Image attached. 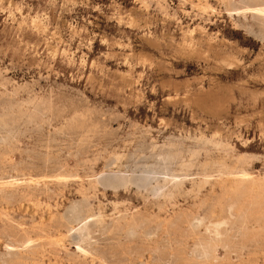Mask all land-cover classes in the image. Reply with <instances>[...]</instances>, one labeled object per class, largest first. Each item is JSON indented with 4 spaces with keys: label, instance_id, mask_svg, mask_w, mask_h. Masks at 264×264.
I'll return each mask as SVG.
<instances>
[{
    "label": "rangeland",
    "instance_id": "rangeland-1",
    "mask_svg": "<svg viewBox=\"0 0 264 264\" xmlns=\"http://www.w3.org/2000/svg\"><path fill=\"white\" fill-rule=\"evenodd\" d=\"M263 205L264 0H0V264H264Z\"/></svg>",
    "mask_w": 264,
    "mask_h": 264
},
{
    "label": "bare ground",
    "instance_id": "bare-ground-1",
    "mask_svg": "<svg viewBox=\"0 0 264 264\" xmlns=\"http://www.w3.org/2000/svg\"><path fill=\"white\" fill-rule=\"evenodd\" d=\"M260 3H261V1H260ZM260 3H259V4H260ZM257 12H258V11H257ZM259 12H260V11H259ZM234 13H235V12H234ZM262 14H263V12H262ZM234 15H235V14H234ZM260 15H261V14H260ZM257 17H258V16H257ZM260 18H261V17H260ZM4 131H5V130H4ZM18 134H19V133H18ZM218 138H219V137H218ZM222 138H223V137H222ZM225 140H226V139H225ZM210 144H211V143H210ZM215 145H216V144H215ZM217 146H218V144H217ZM222 146H223V145H222ZM220 149H222V148H220ZM225 149H226V147H225ZM227 151H228V149H227ZM232 152H233V151H232ZM227 154H228V153H227ZM242 154H243V153H242ZM222 155H223V154H222ZM245 155H246V154H245ZM225 156H226V155H225ZM225 156L223 155V158H224ZM239 156L242 157V155H238V157H239ZM217 158H218V157H217ZM220 158H221V157H220ZM235 158H236V157H235ZM212 160H213V159H212ZM212 160H211V161H212ZM216 160H218V159H216ZM223 160H224V159H223ZM234 160H235V159H234ZM219 161H220V159H219ZM221 161H222V160H221ZM236 161H237V159H236ZM223 163H225V162H223ZM223 163H222V164H223ZM222 164H221V165H222ZM10 165H11V164H10ZM237 165H238V164H237ZM217 166H218V165H217ZM225 166H226V165H225ZM225 166H224V167H225ZM222 167H223V166H222ZM220 168H221V167H220ZM227 168H228V167H227ZM244 168H245V167H244ZM231 169H232V168H231ZM231 169H230V170H231ZM233 169H235V168H233ZM239 169H241V168L239 167ZM239 169H238V171H239ZM242 169H243V168H242ZM242 169H241V170H242ZM14 170H15V169H14ZM67 170H68V169H67ZM208 170H209V169H208ZM227 171H228V170H227ZM243 171H244V170H243ZM207 172H208V171H207ZM216 172H217V171H216ZM231 172H232V170H231ZM231 172H227V173H231ZM236 172H237V171H236ZM66 173H67V172H66ZM66 173H62V174L67 175ZM208 173H209V172H208ZM213 173H215V172H213ZM217 173L219 174V171H218ZM26 174H27V173H26ZM69 174H70V173H69ZM74 174H75V173H74ZM77 174H78V173H77ZM215 174H216V173H215ZM220 174H221V173H220ZM72 175H73V174H72ZM239 175H240V174H239ZM243 175H244V174H243ZM243 175H242V176H243ZM69 176H71V175H69ZM95 176H96V175H95ZM207 176H208V175H207ZM230 176H233V175H230ZM230 176H229V177H230ZM234 176H235V175H234ZM236 176H237V175H236ZM247 176H248V175H247ZM250 176H252V175H250ZM252 177L254 178V176H252ZM223 178H224V177H223ZM237 178H238V177H237ZM257 178H258V177H257ZM204 179H206V178H204ZM204 179H203V180H204ZM232 179H233V177H232ZM239 179H240V178H239ZM244 179H245V178H244ZM260 179H261V178H260ZM116 180H117V179H116ZM120 180H121V179H120ZM170 180H171V179H170ZM203 180H202V181H203ZM206 180H207V179H206ZM206 180H205V181H206ZM228 180H229V179H228ZM59 181H61V180H59ZM64 181H66V180H64ZM90 181H91V180H90ZM98 181H99V180H98ZM114 181H115V180H114ZM171 181H172V180H171ZM220 181H221V179H220ZM222 181H223V180H222ZM28 182H29V181H28ZM224 182H228L227 179H226V181H224ZM229 182L231 183V180H230ZM249 182H250V180H249L246 184L249 185ZM251 182H253V181H251ZM251 182H250V184H251ZM84 183H85V181H84ZM203 183H205V182H203ZM230 183H229V184H230ZM253 183H254V182H253ZM257 183H258V182H257ZM261 183H262V182H261ZM21 184H22V183H21ZM79 184H80V183H79ZM179 184L181 185V183H179ZM179 184H178V185H179ZM182 184H183V183H182ZM235 184H237V183H235ZM241 184H242V183H240V185H241ZM8 185H9V184H8ZM13 185H14V184H13ZM15 185H17V184H15ZM87 185H89V184H87ZM230 186H231V185H229V187H230ZM246 186H247V185H246ZM16 187H17V186H16ZM86 187H87V186H86ZM237 187H238V186H237ZM79 189H80V188H79ZM88 189H89V188H88ZM233 189H234V191H235L234 186H233ZM236 189H237V188H236ZM15 190H16V189H15ZM80 190H82V189H80ZM239 190H240V189L238 188L237 192H239ZM18 191H19V190H18ZM96 191H97V190H96ZM232 191H233V190H232ZM89 193H90V192H89ZM233 193H234V192H233ZM235 193H236V192H235ZM15 195H16V193H15ZM81 195H82V194H81ZM92 195H93V194H92ZM235 195H237V193H236ZM89 200H90V199H89ZM86 201H87V200H86ZM221 201H222V200H221ZM72 205L74 206V204H72ZM84 205H85V203H84ZM240 206L242 207V206H244V205L242 204V205H240ZM246 206H247V205H246ZM263 206H264V205H263ZM75 207H76V206H75ZM78 207H79V206H78ZM78 207H77V209H78ZM73 208H74V207H73ZM79 209H80V207H79ZM81 209H82V208H81ZM235 209H236V208H235ZM72 210H73V209H72ZM82 210H83V209H82ZM259 210H260V209H259ZM83 211H84V210H83ZM72 212H74V210H73ZM81 212H82V211H81ZM253 212H254V211H253ZM258 212H259V211H258ZM75 213H76V212H75ZM75 213H74V214H75ZM77 213H80L79 210H78ZM77 213H76V215H74V216L72 215V216H73V217H76V216L78 217L79 214L77 215ZM123 213H125V212H123ZM257 214H258V213H257ZM257 214H255V215H257ZM63 215H64V214H63ZM80 215H81V214H80ZM255 215H254V216H255ZM258 215H259V214H258ZM80 217H81V216H80ZM260 217H261V216H260ZM64 218H65V217H64ZM261 218H262V217H261ZM74 219H75V218H74ZM78 219H79V218H78ZM87 219H88V218H87ZM59 220H60V219H59ZM68 220L70 221L69 218H68ZM250 220H251V219H250ZM76 221H77V220H76ZM251 221H252V220H251ZM256 221H257V220H256ZM222 222H223V221H222ZM237 222H238V221H237ZM257 222H258V221H257ZM257 222H256V223H257ZM62 223H63V222H62ZM244 223H245V221H244ZM252 223H253V222H252ZM224 224H225V223H224ZM50 225H54V224H50ZM253 225H254V224H253ZM234 226H235V225H234ZM245 226H246V225H245ZM241 227H242V226H241ZM258 227H259V226H258ZM234 228H235V227H234ZM245 228H246V227H245ZM245 228H244V230H245ZM253 228H254V227H253ZM256 228H257V227H256ZM206 229H207V228H206ZM211 230H212V229H211ZM215 230H216V229H215ZM236 230H238V229H236ZM236 230H235V232H236ZM244 230H243V232H246V231H244ZM216 231H217V230H216ZM251 231H252V230H251ZM213 232H214V231H213ZM262 232H263V231H262ZM219 233H220V232H219ZM219 233L217 232L216 235H218ZM229 233H230V232H229ZM237 233H238V232H237ZM209 234H210V233H209ZM240 234H241V232H240ZM242 234H243V233H242ZM245 234H246V233H245ZM219 235H221V233H220ZM236 235H237V234H236ZM242 236H243V235H242ZM236 237H237V236H236ZM238 237H241V236L239 235ZM244 237H245V236H244ZM244 237H243V238H244ZM245 238H247V237H245ZM256 238H257V237H256ZM262 238L264 239L263 234H262L261 239H262ZM219 239H220V238H219ZM238 239H239V238H238ZM240 239H242V238H240ZM240 239H239V240H240ZM239 240H237L236 242H240ZM248 240H249V239H248ZM251 240H252V239H251ZM255 240H256V239H255ZM260 241H261V240H260ZM236 242H235V244H236ZM207 243L209 244V242H207ZM207 243H206V244H207ZM221 243H222V242H221ZM262 243H263V241H262ZM194 244H195V243H194ZM202 244H203V243H202ZM240 244H241V243H240ZM250 244H251V243H250ZM195 245H197V244H195ZM204 245H205V244H204ZM204 245H203V247H204ZM221 245H222V244H221ZM224 245H225V246L227 245L226 242L224 243ZM224 245H223V246H224ZM232 245H234V244H232ZM232 245L230 244V246H232ZM259 245H262V244H259ZM198 246H199V245H198ZM210 246L212 247V245H210ZM213 246H214V245H213ZM223 246H222V247H223ZM235 246H236V247H243V246H237V244H236ZM203 247H201V248H203ZM205 247H206V245H205ZM236 247H234V249H236ZM246 247H248V246H246ZM257 247H258V246H257ZM261 247L264 248V246H261ZM195 248H197V246H195ZM227 248H228V247H227ZM230 248H231V247H230ZM232 248H233V247H232ZM262 248H261V249H262ZM197 249H198V248H197ZM206 249H207V248H206ZM239 249H240V248H239ZM241 249H242V248H241ZM261 249H260V251H261ZM194 250L196 251V249H194ZM203 250H204V248H203ZM208 250H209V249H208ZM212 250H213V248H212ZM232 250H233V249H232ZM232 250H231V251H232ZM254 250L257 251L256 249H254ZM263 250H264V249H262L261 252H264ZM195 251H194V252H195ZM201 251H202V250H201ZM209 251H211V250H209ZM224 251H225V250H224ZM234 251H236V252H233L234 254H239V257H241L242 254L240 255V252L237 253V250H234ZM249 251H250V250H249ZM249 251H245V253H246V252H249ZM190 252H191V251H189V253H190ZM194 252H193V253H194ZM205 252L207 253V250H205ZM205 252H204V253H205ZM241 252H242V251H241ZM243 252H244V251H243ZM189 253H188V254H189ZM204 253H203V254H204ZM229 253H230V252H229ZM257 253H258V252H256V254H257ZM210 254H211V253H210ZM247 254H248V253H247ZM259 254H261V253H259ZM208 255H209V254H208ZM243 255H244V254H243ZM245 255H246V254H245ZM261 255H262V254H261ZM263 255H264V253H263ZM189 256H190V255H189ZM235 256H236V255H235ZM246 256H247V255H246ZM198 257H199V256H198ZM208 257H209V256H208ZM208 257H207V259H208ZM211 257H212V256H211ZM215 257H216V256H215ZM215 257H212V258H215ZM236 257L238 258V256H236ZM247 257H249V256H247ZM247 257H246V258H247ZM252 257H253V256H251V257H249V258H252ZM254 257H256V256H254ZM257 257H258V256H257ZM196 258H197V257H196ZM201 258H202V257H201ZM217 258H218V257H217ZM204 259H206V255H205V258H204ZM204 259H203V260H204ZM219 259H222V258H218V260H219ZM226 259H230V258H227V257H226ZM208 260H209V259H208ZM211 260H212V259H211ZM218 260L215 259V263H216V261L219 262ZM240 260H242V259L240 258ZM169 261H170V260H169ZM200 261H201V260H200ZM223 261H224V260H223ZM228 261L230 262L231 259L228 260ZM246 261H248V260L246 259ZM171 262H172V261H171ZM203 262H204V261H203ZM205 262H206V261H205ZM225 262H227V261H225ZM229 262H228V263H229ZM231 262H232V261H231ZM252 262H253V264H255V263H254V262H255L254 260H253ZM168 263H169V262H168ZM172 263H173V262H172ZM240 263H241V262H240ZM243 263H244V262H243ZM191 264H192V262H191ZM248 264H249V263H248ZM251 264H252V263H251ZM257 264H259V263H257Z\"/></svg>",
    "mask_w": 264,
    "mask_h": 264
}]
</instances>
